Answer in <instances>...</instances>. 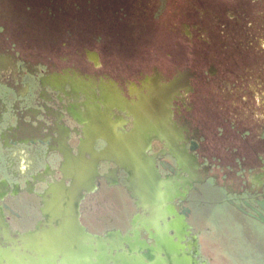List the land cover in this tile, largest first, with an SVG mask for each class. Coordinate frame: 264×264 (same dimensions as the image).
Returning a JSON list of instances; mask_svg holds the SVG:
<instances>
[{
    "label": "flooded vegetation",
    "instance_id": "flooded-vegetation-1",
    "mask_svg": "<svg viewBox=\"0 0 264 264\" xmlns=\"http://www.w3.org/2000/svg\"><path fill=\"white\" fill-rule=\"evenodd\" d=\"M117 1L128 37L114 42L98 33L100 47L36 51L0 34V245L9 230H35L49 191L64 185L80 199L81 224L113 237L108 246L119 264H152L153 255L170 264L171 250L192 264H264V236L251 237L248 248L232 241L229 259L213 252L219 238L208 217H193L208 198L264 230V127L226 138L217 115L208 121L197 108L202 89L227 84L214 52L212 0H193L188 13L172 0L177 9L165 22L157 19L162 4L149 17V0H132L131 15L129 0ZM258 1L224 0L222 10ZM127 143L146 150L168 180L170 237L147 229L150 212L132 196ZM160 234L167 240L158 248L151 235Z\"/></svg>",
    "mask_w": 264,
    "mask_h": 264
},
{
    "label": "rangeland",
    "instance_id": "rangeland-1",
    "mask_svg": "<svg viewBox=\"0 0 264 264\" xmlns=\"http://www.w3.org/2000/svg\"><path fill=\"white\" fill-rule=\"evenodd\" d=\"M127 3L130 15L135 14L132 0ZM176 3L149 0L146 14L150 17L162 4L164 14L157 19L165 22L177 9ZM180 4L188 13L194 1L181 0ZM225 4L224 0H212L207 10L215 13L211 21L216 31L214 52L226 72L227 84L202 89L197 108L208 121L217 115L213 123L224 129L226 138L237 135V129H248L256 136L264 127V0L241 3L237 12L223 11ZM120 6L117 0H0V34H8L20 46L36 51L71 49L89 42L100 47L103 42L98 33L114 42L128 37L124 35L120 19L124 10ZM206 194L213 196L214 192L208 188ZM193 217L196 221L208 217L219 238L213 252H223L229 259L233 243L248 248L251 237L264 236V230L242 221L233 209L212 208L208 198L203 199L202 209H195Z\"/></svg>",
    "mask_w": 264,
    "mask_h": 264
},
{
    "label": "water",
    "instance_id": "water-1",
    "mask_svg": "<svg viewBox=\"0 0 264 264\" xmlns=\"http://www.w3.org/2000/svg\"><path fill=\"white\" fill-rule=\"evenodd\" d=\"M124 155L128 157V170L133 172L132 196L140 207L150 212L145 218L147 229L155 228L164 236L176 230L173 221H168L169 209L172 208L169 195L172 189L164 179L146 150H136L126 144ZM193 183L183 185L185 195ZM46 207V219L35 230L26 233H4L5 247L0 245V264H119L113 254L115 246H108L115 240L90 233L80 222V199L73 190L64 185H57L49 191ZM185 228H190L185 215L178 216ZM164 221L165 227L161 226ZM158 248L167 239L151 235ZM155 252L157 248H154ZM154 255L152 264H158ZM170 264H192L187 258L175 260L173 252L167 255Z\"/></svg>",
    "mask_w": 264,
    "mask_h": 264
}]
</instances>
